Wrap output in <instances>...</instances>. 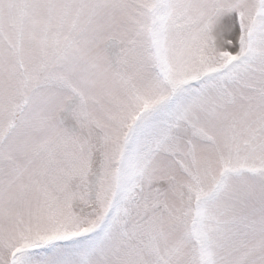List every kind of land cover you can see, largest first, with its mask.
<instances>
[{
    "label": "snow or ice",
    "instance_id": "1",
    "mask_svg": "<svg viewBox=\"0 0 264 264\" xmlns=\"http://www.w3.org/2000/svg\"><path fill=\"white\" fill-rule=\"evenodd\" d=\"M0 264H264V0H0Z\"/></svg>",
    "mask_w": 264,
    "mask_h": 264
}]
</instances>
